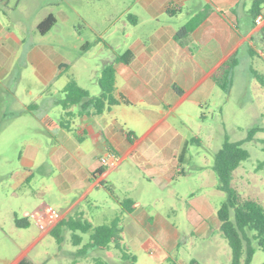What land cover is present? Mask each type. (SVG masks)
I'll list each match as a JSON object with an SVG mask.
<instances>
[{"label":"crops","instance_id":"1","mask_svg":"<svg viewBox=\"0 0 264 264\" xmlns=\"http://www.w3.org/2000/svg\"><path fill=\"white\" fill-rule=\"evenodd\" d=\"M9 2L0 0V111L6 120L0 140L13 142V148L18 144L22 170L15 176L12 194L27 196V189L21 191V187L29 185L38 169L39 186L35 191L30 189L37 195L51 192L59 199L51 205L57 207L55 213L60 212L61 218L81 213L92 225H99L118 215L122 243L130 253L141 250L155 256L162 254L161 261L185 264L177 250L180 239L188 235L205 239L219 230V206L213 199L222 192L216 180L212 181V173L200 164L183 168L185 145L190 140L185 111L204 104H228L229 98L221 97L211 73L230 54L236 52L238 63L240 59L253 60L254 56L264 61V36L254 25L250 11L253 0H131L133 12L129 17L133 26L127 49L133 57L129 63H121L113 62V55L101 66L114 63V96L123 95L129 103L109 105L99 114H93L92 108L81 111L73 105L70 116L63 115V97L58 96L67 80L61 83V89L51 88L66 70L59 65L68 64L67 60L48 47H38L36 40H27L23 34L26 26L18 27L20 33L8 27L1 12ZM200 11L205 15L181 44L174 37L176 31ZM43 18L35 24L37 31ZM22 60L32 67L28 76L19 68ZM250 68L249 74L254 77ZM261 68L255 70L263 77L259 83L264 90ZM28 77L40 81L42 88L23 89L22 79ZM79 85L92 96L100 93ZM231 90L232 86L226 94ZM57 106L61 110L54 118L50 113ZM44 117L52 118L55 125L44 123ZM107 149L118 160L113 168L99 163ZM190 167L199 171V183L187 193L189 225L183 229L157 210L155 203L172 205L182 198L180 176ZM241 196L257 200L264 207L263 191L250 190ZM123 198L134 201L132 211L122 208ZM34 215L38 219V214ZM56 220L53 216L46 231Z\"/></svg>","mask_w":264,"mask_h":264},{"label":"rangeland","instance_id":"2","mask_svg":"<svg viewBox=\"0 0 264 264\" xmlns=\"http://www.w3.org/2000/svg\"><path fill=\"white\" fill-rule=\"evenodd\" d=\"M131 0H10L1 17L8 27L20 33L19 26H26L23 34L27 40H36L38 47H48L53 53L64 57L69 66L63 71L59 80H55L51 88L61 89L62 82L69 78H77L79 84L91 90L99 89L97 78L103 62L113 55L123 53L129 46V31L132 21L129 13ZM48 13H53L57 23L49 33L41 35L36 29V22ZM124 23V25H123ZM128 35V36H127ZM255 42V41H254ZM85 43H90L88 48ZM256 43V42H255ZM264 61L258 56L247 61L240 59L234 73L232 90L227 95L219 90L223 99L229 98L224 107L202 105L197 110H186V126L189 141L185 145L184 170L190 165H201L206 172L212 173V181L217 175L212 168L214 156L221 147L224 134L230 141H240L247 135L248 129L254 126L264 128V90L257 78L249 74L250 67L261 71ZM19 68L28 76L32 67L19 62ZM22 88L41 89L40 81L33 78H23ZM59 98L63 97L60 92ZM61 106L51 111V116L59 117ZM5 118L0 111V132L4 130ZM17 143L0 140V264H12L20 256H25L36 264H173L160 260L159 256L145 253L141 250L131 251L136 260L123 259L120 252L113 246L98 249L87 246L88 233H80L81 242L73 244L71 231L60 229L61 241L46 231L51 223L57 207L51 202H59L52 193L35 194L30 187L37 190L41 172L34 170L32 181L24 183L21 191L27 189L28 195L12 194L15 176L22 170L18 164ZM45 146V145H43ZM249 156L242 160L233 170L231 185L241 194L250 190L264 192V129L257 131L251 140L241 145ZM199 171L190 167L182 174L180 189L181 199L176 203H155V208L165 212L173 222L186 228V201L190 188L197 187ZM189 175L188 178H185ZM211 182V177H207ZM53 186V184H51ZM186 192V193H185ZM215 197L213 201L220 206L225 194ZM107 207V206H105ZM18 219H27L29 224L17 227L12 219V212ZM38 214L36 219L34 214ZM110 222V221H109ZM97 224V221H92ZM185 231L184 234H188ZM123 242L126 244L127 239ZM254 253L250 264H264V250L259 248L257 241H252ZM178 253L185 264L190 258H195L198 264H230L231 249L227 240L219 230L208 238L183 236L180 239ZM244 260V253L241 262ZM101 262V263H100ZM181 264V263H180Z\"/></svg>","mask_w":264,"mask_h":264},{"label":"trees","instance_id":"3","mask_svg":"<svg viewBox=\"0 0 264 264\" xmlns=\"http://www.w3.org/2000/svg\"><path fill=\"white\" fill-rule=\"evenodd\" d=\"M263 2L264 0H253L250 9L252 17L258 13L260 5ZM204 15L205 11H200L185 25L180 27L174 35L175 39L181 44H184L189 32ZM55 22L56 17L54 14H47L37 25L39 33L45 34ZM259 31L264 36V21L259 26ZM89 46L90 43H86V48ZM132 57L133 52L130 49H126L121 54H115L113 62L129 63ZM237 63V55L236 52H234L211 73V77L215 84L225 93H227L232 86L233 69ZM63 67L67 69L68 64L59 65L60 69ZM250 71L259 82H263V77L260 73L252 67L250 68ZM97 82L100 88V93L96 96H92L89 94L88 90L81 87L74 78H69L61 89V92L64 95L60 100L63 115L70 116L72 112L69 109L73 105H77L81 111L86 108H92L93 114H99L109 105L120 102L129 103L123 95L119 98L114 96V63L106 64L101 68ZM42 121L46 124L50 121L52 125H55V121L50 117H44ZM260 130H263V128L259 126L251 127L248 129L246 137L240 141H230L227 135L224 134L221 147L217 150L214 156L212 168L217 175V188L225 194L224 200L216 211V215L220 223L219 231L227 240L231 249L230 264H250L251 257L254 253V248L252 246L253 240H256L259 248L264 250L263 205L257 200L243 198L231 185L233 170L242 160L247 159L249 156L248 151L241 146L242 143L251 140L253 135ZM260 164L264 165V161ZM121 205L123 209L129 212L135 207L134 201L131 198H123L121 200ZM12 219L17 227H25L29 224L26 218L18 219L15 214L12 215ZM62 228H67L71 231L74 245L80 244L82 239L80 233H88L89 242L87 246L98 249H107L109 246H113L120 252L123 259H130L131 261L136 260V256L130 253L122 243V229L120 225V217L118 215L110 222L99 225H92L89 221L83 218L81 213H76L66 219L60 217L49 229V233L53 234L58 242L61 241L60 229ZM243 253L244 260L241 262ZM195 262L196 260L192 259L190 264H194ZM12 264L36 263L27 259L25 256H20Z\"/></svg>","mask_w":264,"mask_h":264},{"label":"built area","instance_id":"4","mask_svg":"<svg viewBox=\"0 0 264 264\" xmlns=\"http://www.w3.org/2000/svg\"><path fill=\"white\" fill-rule=\"evenodd\" d=\"M264 21V12H258L255 16H254V19H253V22H254V25L255 26H260ZM117 157L115 155V153L111 150V149H107L100 157H99V163L102 167L104 168H113L117 165ZM54 218L55 219H59L60 218V214L59 212L55 213L54 215ZM56 220V221H57ZM55 221V222H56ZM54 222V223H55ZM54 225V224H53ZM52 225V226H53ZM51 226V227H52ZM50 227V228H51ZM49 228V229H50Z\"/></svg>","mask_w":264,"mask_h":264}]
</instances>
